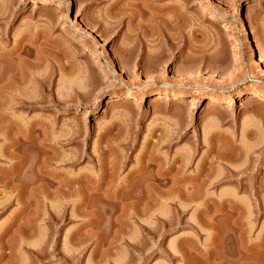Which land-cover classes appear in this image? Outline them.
Masks as SVG:
<instances>
[{"label": "rangeland", "instance_id": "1", "mask_svg": "<svg viewBox=\"0 0 264 264\" xmlns=\"http://www.w3.org/2000/svg\"><path fill=\"white\" fill-rule=\"evenodd\" d=\"M258 49L264 0H0V169L38 192L0 181V264H264Z\"/></svg>", "mask_w": 264, "mask_h": 264}, {"label": "bare ground", "instance_id": "2", "mask_svg": "<svg viewBox=\"0 0 264 264\" xmlns=\"http://www.w3.org/2000/svg\"><path fill=\"white\" fill-rule=\"evenodd\" d=\"M257 46H259V45L257 44ZM258 48H259V47H258ZM258 52L261 54L260 49H258ZM262 54L264 55V53H262ZM262 54H261V55H262ZM261 55L259 56V60H260ZM235 58H236V57H235ZM261 58H262V57H261ZM236 59H237V58H236ZM236 59H234L235 62L237 61ZM262 60H264V57H263ZM262 60H261V61H262ZM262 62H264V61H262ZM31 73H32V72H31ZM30 75H31V74H30ZM32 77H34V76H32ZM34 80H35V79H34ZM24 81H25V80H24ZM32 81H33V80H32ZM39 82H40V81H39ZM30 83H31V82H30ZM32 83H34V82H32ZM20 84H23V82H21ZM9 85H10V84H9ZM5 87H6V86H5ZM27 87H28V86H27ZM5 89H6V88H5ZM8 89H9V88H8ZM263 89H264V88H263ZM263 89L260 88V90L258 89L259 91H258V90H255V92L257 91V92L255 93L256 96H258V97H264V90H263ZM3 90H4V89H3ZM13 91H14V90H13ZM16 91H17V90H16ZM15 93H16V92H15ZM11 95H12V94H11ZM135 96H136V95H135ZM158 96H159V97H158ZM158 96H157V99H162V98H163V95H158ZM170 96H171V95H170ZM136 97H138V96H136ZM140 97H141V96H140ZM155 97H156V96H155ZM167 97H168V96H167ZM250 97L252 98L253 96H249V98H250ZM153 98H154V97H153ZM164 98H165V97H164ZM164 98H163V99H164ZM247 98H248V97H247ZM249 98H248V99H249ZM251 98H250V99H251ZM110 99H111V98H110ZM115 99H116V98H115ZM115 99H114V100H115ZM138 99H139V97L137 98V100H138ZM142 99H143V98L141 97V99H139V100L142 101ZM157 99L152 100V102L156 101ZM163 99H162V100H163ZM168 99H170V98H168ZM222 99H223V98H222ZM248 99H247V100H248ZM253 99H254V98H253ZM256 99H257V98H256ZM256 99H255V100H256ZM22 100H23V99H22ZM111 100H112V99H111ZM117 100H118V99H117ZM117 100H116V102H117ZM139 100H138V101H139ZM162 100H160V101H162ZM164 100H167V98H165ZM178 100H179V99H178ZM180 100H181V99H180ZM184 100H185V99H184ZM227 100H228V99H227ZM141 101H140V102H141ZM251 101L254 102L253 100H250V102H251ZM15 102H16V101H15ZM18 102H19V101H18ZM112 102H113V101H112ZM140 102H139V103H140ZM157 102H159V101H156V102H154V103H157ZM225 102H226V101H225ZM229 102H230V101H229ZM248 102H249V101H248ZM252 102H251V103H252ZM23 103H24V102H23ZM113 103H115V101H114ZM18 104H19V103H18ZM150 104H151V103H150ZM207 104H208V105H206V106H207V110H206V111H210V110H212V108H213L214 106H215V108H216V105H217L216 102L211 101V100H210V102L207 103ZM231 104H232V100H231ZM1 105H2V104H1ZM107 105H108V104H107ZM109 105H110V104H109ZM152 105H153V103H152ZM229 105H230V104H229ZM229 105H228V106H229ZM233 105H234V104H232V106H233ZM220 106H221V105H220ZM217 107H218V106H217ZM229 107H230V106H229ZM208 108H209V109L211 108V109L208 110ZM215 108H214V109H215ZM26 139H28V138H26ZM13 140H14V139H13ZM11 142H12V141H11ZM6 147H7V146H6ZM10 147H15V146H14V143H10V144H8V148H7L8 151H9V148H10ZM50 149H51V148H50ZM52 150H53V149H52ZM3 151H4V150H3ZM52 152H53V151H52ZM6 153H7V152H6ZM54 153H55V151H54ZM57 154H59V153H57ZM6 156H7V155H6ZM8 156H10V157H14V158H15L16 155H15L14 152H11V151H10V152H8ZM59 156H60V155H59ZM45 158H46V157H45ZM4 159H7V158L4 157ZM12 159H13V158H12ZM16 159H17V157H16ZM47 159H48V158H47ZM47 159H46V160H47ZM49 159H50V158H49ZM54 159H55V158H54ZM56 159H58V158H56ZM50 160H52V158H51ZM50 160H48L47 162L50 163ZM56 161H57V160H56ZM61 161H62V159H61ZM22 162H25V161L22 160ZM22 162L18 160L17 162H15V163H14L9 169H7V170L0 169V172H1V174H0V181L2 182L1 184H3V185L5 186V188H6V187L8 188V187L11 185L12 190H14V191L16 190V191H17V196H15V197L18 198V200H21V199L24 198L23 200H21V201L24 202V201H25V197H24V195L27 194V193H26L27 189H29L27 192L30 191V192L28 193V195H30L29 198H31V193H33V192L36 190V188H35L34 186H33L34 188H31V184L33 183V181H37V180H36V179L33 180V181L31 182V184H30V182L27 183L24 179H23V180H24L25 182H23V181L20 179V176H21V175H20V172H21V171L18 170V168H21V166H22ZM59 162H60V161H59ZM45 164H46V162L44 163V165H45ZM57 164H58V163H57ZM46 165H47V164H46ZM23 167H24V166H23ZM23 167H22V169H23ZM43 167H44V166H43ZM7 168H8V167H7ZM41 168H42V167H41ZM45 168H46V167H45ZM53 169H54V168H53ZM43 170H45V169H43ZM26 171L28 172V170H26ZM55 171H56V170H55ZM57 171H58V170H57ZM31 172H32V171H31ZM38 172H40V171L38 170ZM42 172H43V171H41V173H42ZM50 172H51V170H50ZM50 172H48V171H47L46 173L43 172V174H46V177H47V175H48V176H51L52 179H53V177L55 178V176H57V175H55V174H54L55 176L52 175L53 173H50ZM58 173H59V172H58ZM228 173H229L230 176H237V175H239L240 173L244 174L245 171H242V172H240V173H237V172H234V171L230 170ZM23 175H25V174H23ZM62 175H63V174H62ZM101 175H102V174H101ZM113 175H114V174H113ZM226 175H227V174H226ZM25 176H27V175H25ZM44 176H45V175H44ZM240 176H241V174H240ZM27 177H28V176H27ZM34 177H35V176H34ZM38 177H39V174H38ZM40 177H42V176H40ZM58 177H60V176H58ZM58 177H57V178H58ZM208 177H209V176H208ZM44 178H45V177H44ZM103 178H104V177H103ZM40 179H42V178H40ZM47 179H48V177L45 178V179H43V180L46 181ZM49 179H50V178H49ZM113 179H114V178H113ZM113 179H112V180H113ZM57 180H58V179H57ZM205 180H206V179H205ZM17 181H19L20 183L15 184V182H17ZM110 181H111V180H110ZM48 182L51 183V180L48 181ZM56 182H57V181H56ZM56 182H52V184H53V183H56ZM101 182H102V181H101ZM112 182H113V181H112ZM206 182H207V181H205V183H206ZM35 183H37V182H34V184H35ZM41 183H42V184H41ZM41 183L39 182V184H41V185H40L39 187L37 186L38 188H42V187H44V185H45V184H43L44 182H41ZM72 183H74V182L72 181V182L70 183V185H72V186H75V185H76V184H72ZM76 183H77V182H76ZM56 184H57V183H56ZM77 184H78V183H77ZM114 184H115V183H114ZM211 184H212V183H211ZM241 184H242V183H241ZM53 185H54V184H53ZM53 185H51L50 187H52ZM242 185H244V184H242ZM48 186H49V185H48ZM98 186H99V185H98ZM240 186H241V185H240ZM46 187H47V186H46ZM59 187H61V186L59 185ZM59 187H58V189H57L58 191L56 190V191L54 192V194H53L54 197H55L54 199H56V198H58V199H64V198H65V196H64V194H63V193H65V192H64L65 190H64L63 192H61L62 189H59ZM69 187H70V186H69ZM112 187H113V186H112ZM119 187H120V186H119ZM119 187H118V189L121 190L122 188H119ZM133 187H135V186H133ZM133 187H131V188H133ZM242 187H244V189H245V186H241V188H242ZM253 187H254V186H253ZM47 188H48V187H47ZM47 188H46V189H47ZM63 188H64V187H63ZM70 188H71V187H70ZM129 188H130V187H129ZM129 188H128V187H125V189H127V191L129 190ZM43 189H44V188H43ZM43 189H41V191H42ZM46 189H44V191H46ZM66 189H67V188H66ZM71 189H72V188H71ZM125 189H122V190L125 191ZM254 189L256 190V188H254ZM74 190H75V189H74ZM80 190H81V189H80ZM116 190H117V189H116ZM119 190H117V192H118L119 194L116 193L117 195L115 194V196L113 195V197L111 196V197H109V198L112 199L113 201H119V200H120V201L123 202V201H126V200L130 199V197H132V198H134V203H138V202L140 203V198L142 199V197L138 198V197H135L136 195H135V196H134V195L132 196L130 192H128V195H127V193H126V195H125V193H123V192H122L123 194L120 193ZM133 190H134V189H133ZM242 190H243V188H242ZM255 190H252V192L255 191ZM68 191H69V190H68ZM68 191H67V192H68ZM130 191H131V190H130ZM245 191H246V190H245ZM24 192H25V194H24ZM47 192H48V190H47ZM131 192H132V191H131ZM243 192H244V190H243ZM249 192H250V191H249ZM7 193H8V192H7ZM34 193H35V192H34ZM36 193H38V192H36ZM36 193H35V194H36ZM48 193H49V192H48ZM79 193H80V192H79ZM129 193H130V194H129ZM245 193H246V192H245ZM255 193H256V192H255ZM255 193H254L253 195H255ZM257 193H258V192H257ZM257 193H256V194H257ZM8 194H9V193H8ZM42 194H43V193H42ZM49 194H50V193H49ZM49 194H47V195H45V196H48ZM65 194H66V193H65ZM70 194L73 196L74 192H73V193L70 192L69 194H66V195L71 196ZM112 194H113V193H112ZM258 194H259V193H258ZM258 194H257V195H258ZM33 195H34V194H33ZM33 195H32V196H33ZM85 195H86V194H85ZM198 195H199V194H198ZM83 196H84V195H83ZM137 196H138V195H137ZM12 197H13V196H12ZM26 197H27V196H26ZM40 197H41V196H40ZM50 197H51V196H50ZM66 197H67V196H66ZM144 197H145V196H144ZM144 197H143V198H144ZM149 197H151V195H150ZM198 197H199V196H198ZM8 198H9V199H8ZM8 198H7L8 201H5L6 203H8V202L10 201V199H11V198H10V194H9ZM29 198H27L26 201H28ZM32 198H33V197H32ZM32 198L29 199L30 202H32V201H31ZM44 198H46V197H44ZM58 199H57V200H58ZM197 199H198V198H197ZM199 199H200V198H199ZM76 200H77V199H76ZM142 200H143V199H142ZM39 201H40V200H39ZM81 201H82V200H81ZM86 201H87V200H86ZM231 201H233V202H231V203H234V200H231ZM5 202H4V203H5ZM36 202H37V201H36ZM83 202H84V201H83ZM130 202H131V201H130ZM235 202L237 203L236 200H235ZM37 203H38V202H37ZM110 203H111V202H110ZM134 203H132V204H134ZM228 203H229V202H228ZM231 203H230V204H231ZM2 204H3V203H2ZM9 204H10V202H9ZM29 204H30V203H28V205H29ZM114 204H115V202H114ZM117 204H121V203L117 202ZM123 204H124V203H123ZM123 204H122V205H123ZM6 205H7V204H6ZM23 205L26 206L25 203H24ZM23 205H22V206H23ZM134 205L137 206V204H134ZM138 205H139V204H138ZM234 205H235V206H234ZM234 205H232V206L230 205L229 208H230L232 211L235 210V214H236V213L238 212V211L236 212V209H237L236 205H237V204H234ZM256 205H257L258 207H257ZM256 205H255V207L258 208V209H257V210H258V211H257L258 213L256 212V213H257V217H258V214H261V216L264 215V206H263L261 203H258V202H257ZM3 206H4V205H3ZM125 206H126V205H125ZM127 206H128V205H127ZM137 207H138V206H137ZM238 207H239V206H238ZM1 208H2V205H1V203H0V210H1ZM28 208H29V207H28ZM46 209H47V208H46ZM238 209H239V208H238ZM49 210H50V209H49ZM123 211H124V210H123ZM239 211H240V209H239ZM144 212H145V211H144ZM262 212H263V213H262ZM34 213H35V212H34ZM52 213H53V212H52ZM124 214H125V213H124ZM138 214H139V213H138ZM231 214H232V216L234 215V213H231ZM242 214H243V213H241V216H242ZM244 214H245V213H244ZM33 215H34V214H33ZM54 215H55V214H54ZM236 215H237V217H238L240 214H236ZM61 216H62V215H61ZM241 216H239V218H240ZM250 216H251V215H250ZM47 217H48V216H47ZM51 217H52V216L49 217V220H50V221H52V220L54 219V220H57V223H56V224H59L60 220L56 218L57 216H56L55 218H51ZM237 217H236V218H237ZM247 217H249V216L246 215V218H247ZM33 219H34V218H33ZM44 219H45V218H44ZM47 219H48V218H47ZM138 219H139V217H138ZM155 219H156V218H155ZM242 219H243L242 221H241V219H240L241 223H240V221L238 222L237 220H235L236 222H238V223H240V224H237V223H236L237 225H236V227H234V230H233L234 233H235V231L237 232V230L240 229V228L237 227V226H240L241 224H242V226L244 225V223H242L243 221L245 222V224H247V225L250 224V225H251L250 221L246 223V221L244 220L243 216H242ZM35 220H36V218H35ZM42 221H44V220H42ZM50 221H49V222H50ZM62 221H64V220H63V218L61 217V223H62ZM137 221H138V220H137ZM52 222H53V221H52ZM172 222H173V221H172ZM41 223H43V222H41ZM61 223H60V224H61ZM233 224H235V222H234ZM169 226H170V225H169ZM244 226H245V225H244ZM235 228H236V229H235ZM249 228H250V227L247 226V230H248ZM60 229H61V228H59V230L57 231V235H58ZM241 229H242V227H241ZM251 229H252V227H251L249 230L251 231ZM158 230H159V229H158ZM249 230H248V232H249ZM147 231H148V229H147ZM153 231H154V230H149L148 233H149L150 235H153V236H154L155 233H154ZM155 231H156V230H155ZM241 231H242V230H240L239 232L241 233ZM159 232H160V231H159ZM162 232H163V231H162ZM145 233H146V232H145ZM242 233H243V234H246V233H244V232H242ZM242 233L240 234L241 236L238 235V236H239L238 238L243 237ZM232 234H233V233H232ZM245 236H246V235H244V237H245ZM57 237H58V236H57ZM59 238H60V237H59ZM59 238H56L55 240H53L54 242H53V245L51 246L52 249H53V251H52L50 254H48V253L46 254L47 251L44 252L43 250H42V251H36V252H34V254H35V256H36V257L34 256V261H35L36 263H40V262L42 263L43 260L45 259V257H47L48 255H51V256H54L55 258L57 257L56 264H71L69 261H67V262L65 261V263H62V261H61V258H62V257H61V256L59 257V254H60V253H59V254L56 253V250H57L56 248H57L58 245H59ZM73 239H74V238H73ZM242 239H243V238H242ZM240 240H241V239H240ZM128 245H129V244H128ZM131 247H133V246H131ZM59 252H60V251H59ZM61 254H62V253H61ZM46 255H47V256H46ZM69 260H70V259H69ZM35 262H34V263H35ZM75 262H76V261H75Z\"/></svg>", "mask_w": 264, "mask_h": 264}]
</instances>
